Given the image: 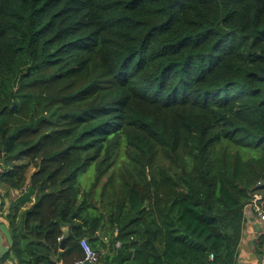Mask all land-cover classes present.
I'll return each mask as SVG.
<instances>
[{"label":"trees","instance_id":"1","mask_svg":"<svg viewBox=\"0 0 264 264\" xmlns=\"http://www.w3.org/2000/svg\"><path fill=\"white\" fill-rule=\"evenodd\" d=\"M0 187L17 264H238L264 0H0Z\"/></svg>","mask_w":264,"mask_h":264},{"label":"crops","instance_id":"2","mask_svg":"<svg viewBox=\"0 0 264 264\" xmlns=\"http://www.w3.org/2000/svg\"><path fill=\"white\" fill-rule=\"evenodd\" d=\"M19 195L18 190H6L0 187V202L3 203L5 214L11 200ZM4 214L0 221L1 253L4 254L10 247V234L8 220ZM263 226L257 216L250 210L249 206L244 207V221L242 236L239 243L238 264H264V248L257 244L258 233ZM2 264H17L13 256L2 259ZM100 264V263H99Z\"/></svg>","mask_w":264,"mask_h":264},{"label":"built area","instance_id":"3","mask_svg":"<svg viewBox=\"0 0 264 264\" xmlns=\"http://www.w3.org/2000/svg\"><path fill=\"white\" fill-rule=\"evenodd\" d=\"M258 196H254L252 200L247 203L246 205L249 206L250 210L257 216L259 221L261 222L263 228L261 232L258 233L259 236H263V243L262 247L264 248V209L258 203ZM245 205V206H246ZM5 214V209L0 203V221ZM80 245L83 251V255L79 258L75 264H99L100 263V256L98 250H96L91 243L88 241L87 238H82L80 240ZM0 248H1V236H0ZM210 258H213V253H210ZM0 264H2V253L0 249Z\"/></svg>","mask_w":264,"mask_h":264}]
</instances>
